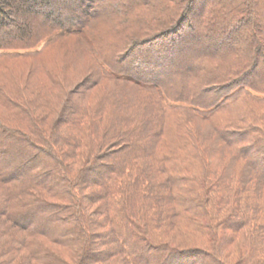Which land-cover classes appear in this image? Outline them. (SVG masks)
Instances as JSON below:
<instances>
[{
	"label": "trees",
	"instance_id": "obj_1",
	"mask_svg": "<svg viewBox=\"0 0 264 264\" xmlns=\"http://www.w3.org/2000/svg\"><path fill=\"white\" fill-rule=\"evenodd\" d=\"M0 264H264V0H0Z\"/></svg>",
	"mask_w": 264,
	"mask_h": 264
},
{
	"label": "rangeland",
	"instance_id": "obj_2",
	"mask_svg": "<svg viewBox=\"0 0 264 264\" xmlns=\"http://www.w3.org/2000/svg\"><path fill=\"white\" fill-rule=\"evenodd\" d=\"M136 54V53H135ZM216 160H218V158H215ZM235 245H238V244H235ZM235 249H236V247H235Z\"/></svg>",
	"mask_w": 264,
	"mask_h": 264
}]
</instances>
